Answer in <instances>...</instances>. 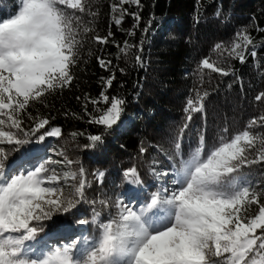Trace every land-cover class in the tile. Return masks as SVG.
<instances>
[{
  "label": "snow or ice",
  "instance_id": "6c2138e0",
  "mask_svg": "<svg viewBox=\"0 0 264 264\" xmlns=\"http://www.w3.org/2000/svg\"><path fill=\"white\" fill-rule=\"evenodd\" d=\"M140 4L141 0H114L109 5L112 23L120 26L124 16L131 15L133 28L139 27V12L130 13L125 6L139 8ZM85 16L90 19L86 21ZM96 16L98 12L87 7L86 0H19L14 13L0 15V145L13 146L8 150L0 147V264H264V172L255 178L251 171L253 166H264V134L252 131L264 128V114L253 117L245 130L234 135L229 136V129L223 128L211 146L205 126L197 132L195 147L185 154L184 134L193 115L205 112L208 90L193 89L195 95L187 98L185 122L172 152L160 149L170 167L158 170L155 165L160 162L152 161L149 173L156 183L150 186H144L137 167L132 166L122 172L123 183L129 186L125 192L114 200H86V170L64 150H53V155L63 159L48 155L32 167L23 160L8 168L10 153L29 144L31 138L41 143L46 137H61L59 127L47 130L49 120L33 117L28 109L34 102L43 103L47 95L72 86V69L81 60L86 37L91 35L98 45L109 43L111 31L107 36L92 35L94 27L90 25ZM153 22L150 17L145 33ZM256 30L264 33V28L257 26ZM134 47L127 41L117 45V58ZM256 47L247 28L236 32L229 45L217 43L213 52L220 59L206 57L199 62V84L205 82V70L209 79L211 73L234 75V69L221 63L238 60L243 64L249 55L257 57ZM95 58L106 71L112 66V60ZM135 63L142 65L139 54ZM114 80V73L101 77L99 97H83L88 122L104 128V133L87 136L85 149L102 144L104 135L121 121L126 101L108 95ZM254 100L264 102V91ZM24 116L34 121L27 129ZM69 135L75 140L84 133ZM139 151L144 155L147 149L141 146ZM54 165H64L66 170L58 171ZM74 165L80 166L74 170ZM93 175L102 185L105 172ZM82 202L93 206L92 218L76 223L94 225L93 236H76L44 250L31 246L44 231L43 221L67 214ZM104 210L108 216L102 219ZM66 230L62 225L54 234Z\"/></svg>",
  "mask_w": 264,
  "mask_h": 264
},
{
  "label": "trees",
  "instance_id": "16d2710c",
  "mask_svg": "<svg viewBox=\"0 0 264 264\" xmlns=\"http://www.w3.org/2000/svg\"><path fill=\"white\" fill-rule=\"evenodd\" d=\"M13 1L0 0V9L2 5L11 7ZM113 2L86 0V6L98 12L90 25L94 27L92 35L107 36L111 31L113 35L109 43L98 45L91 40V35L86 37L81 48V60L72 69L75 77L72 86L47 95L43 103L34 102L28 109L33 117L49 120L47 130L59 127L61 137H46L41 143L31 138L29 144L9 156L10 161H14L37 146L46 147L47 156L53 155V150H64L68 158L79 160L86 170V200L89 201L108 197L115 199L126 186L122 178L124 169L136 166L141 180L147 184L150 181L149 168L154 166L153 159L163 164L164 169L170 167L171 162L160 149L172 152L173 142L185 122L186 100L195 95L193 89L208 90L210 94L204 101L205 112L193 115L184 134L182 151L185 154L195 147L197 132L205 126L207 142L211 146L218 141L223 128L229 129V136L234 135L245 130L253 117L264 114V102L254 100L258 92L264 91V33L256 30L257 26L264 28V0H141L139 8L125 6L130 13L139 12L141 21L137 28H133L135 21L131 15L124 16L120 26L112 23L109 5ZM5 14L3 10L0 13ZM150 17L154 22L145 33L144 27ZM84 18L86 21L90 19ZM242 28H247L253 36L257 57L249 55L243 64L238 60H226L221 66L234 69V75L222 77L211 73L209 79L208 70H205V82L199 84L196 74L199 62L206 57L219 60L218 54L213 52L214 45H229L234 34ZM130 31L135 34L130 36ZM125 41L135 47L117 58V45H123ZM137 54L142 57V65L135 63ZM96 56L112 60L109 70L99 66ZM113 73L115 80L108 89V95L125 99L121 121L104 135L102 144L85 149L83 146L89 143L87 136L104 133V128L88 122L90 117L85 114L83 97L85 94L99 97L101 77L107 78ZM236 76L241 79L237 81ZM78 96L80 100L76 99ZM88 111H92L91 104H88ZM33 123L24 116L26 129ZM252 131L264 134V128ZM72 132L84 135L73 140L69 135ZM141 146L147 149L144 155L140 154ZM0 147L8 150L13 146L5 144ZM53 158L63 159L55 155ZM80 165H74L73 169ZM52 167L58 171L66 170L64 165ZM98 171L106 174L102 185L93 175ZM251 171L255 178H260L264 166H253ZM92 207L82 202L67 214H57L52 220L43 221L44 231L38 237L46 232H55L62 225L67 229L87 226L89 236H93L96 233L94 225L76 223L80 219L90 222ZM96 208L100 210V205L97 204ZM107 216L108 212L104 210L102 219Z\"/></svg>",
  "mask_w": 264,
  "mask_h": 264
},
{
  "label": "rangeland",
  "instance_id": "374dc122",
  "mask_svg": "<svg viewBox=\"0 0 264 264\" xmlns=\"http://www.w3.org/2000/svg\"><path fill=\"white\" fill-rule=\"evenodd\" d=\"M18 4H19V0H14L13 1V3H12V5H11V7H9V6H7V5H2L1 6V9L4 11V12H6V15L9 13V12H15L16 10H17V6H18ZM6 15H4V16H6ZM38 147V146H37ZM36 147V148H37ZM39 152L41 153V154H44V155H47L48 153H47V151H46V147H40L39 148ZM36 156V155H35ZM40 158V154H38L33 160H31V161H29L30 163L28 164V167H32V166H34L35 164H36V162L35 161H37L38 159ZM155 159H153L152 161H154ZM151 161V162H152ZM162 163V162H161ZM153 165V164H152ZM17 166V164H16V162L15 161H12V163L11 164H9L8 165V168L11 170V169H13V168H15ZM156 167H163V164L161 165L160 163L158 164V165H155ZM164 169V167L163 168H160V169H158V170H163ZM149 175H150V173H149ZM149 182L147 183L148 184V186H150V185H152L153 183H156V181H154V179H153V177L150 175V178H149ZM149 190H155L154 188H150ZM113 200H114V198H113ZM76 233H75V235L73 234V237H76V236H88V237H90L89 235H90V233H89V231H88V229H87V226L86 227H83V226H81V228H79V229H76V231H75ZM63 235V233L62 234H55V235H53V236H51L50 234H45L43 237H42V240L41 239H38V240H36L35 241V243L34 244H36V242H40L39 244H44V242L45 241H47V240H49V239H52L53 241V244L52 243H50V245H53V247L54 246H59V245H62L63 243H66L69 239H72L71 237H72V235H70V236H67V237H65L66 239L65 240H63V239H58V238H56V237H59V236H62ZM58 239V240H57ZM31 244V243H30ZM36 248L37 249H42L43 248V246L42 245H38V246H36ZM50 248H52V247H50Z\"/></svg>",
  "mask_w": 264,
  "mask_h": 264
}]
</instances>
